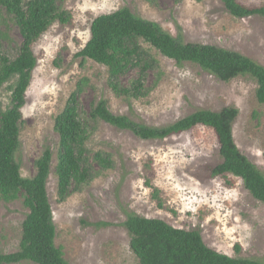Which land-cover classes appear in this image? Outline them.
<instances>
[{
    "label": "rangeland",
    "instance_id": "374dc122",
    "mask_svg": "<svg viewBox=\"0 0 264 264\" xmlns=\"http://www.w3.org/2000/svg\"><path fill=\"white\" fill-rule=\"evenodd\" d=\"M240 2L264 6V0ZM61 8L71 13V21L53 24L33 47L37 66L22 109L17 160L22 176L32 178L45 148L54 152L48 194L57 228L56 246L67 262L140 264L124 226L130 215L198 231L219 253L264 262V203L250 194L240 178L211 176V170L222 162L213 129L197 126L163 140H143L99 121L88 146L110 153L115 167L100 172L62 203L57 197L59 137L54 130L56 117L82 78L90 80L81 98L85 110L104 99L114 114L151 127L170 126L199 110L219 112L236 107L235 142L264 174V104L257 100L258 85L252 77L224 82L197 65L178 64L154 50L163 73L160 82L155 86L156 77L151 74L148 85L154 89L150 95L127 100L108 87L106 67L76 57L91 38L95 18L128 8L185 43L235 51L264 66V17L235 18L220 0H63ZM0 30L10 40L3 42L5 49L15 56L22 41L18 28L10 24ZM134 77L131 73L123 83ZM9 85L0 90L4 109L11 104ZM155 190H159L162 207L153 198ZM28 213L22 198L0 199V253L19 250Z\"/></svg>",
    "mask_w": 264,
    "mask_h": 264
},
{
    "label": "trees",
    "instance_id": "16d2710c",
    "mask_svg": "<svg viewBox=\"0 0 264 264\" xmlns=\"http://www.w3.org/2000/svg\"><path fill=\"white\" fill-rule=\"evenodd\" d=\"M62 1L0 0V26L8 28L12 24L22 38L16 55L11 57L3 44L10 40L6 31L0 30V90L6 84H10L11 90L8 108L4 109L0 100V199L13 202L22 198L29 211L22 226L19 250L0 253V264H69L63 250L56 246L57 228L48 194L54 152L50 147L45 148L35 162L36 174L32 178L22 176L17 160L21 147L22 109L37 66L33 47L53 24L71 21V13L61 8ZM220 1L235 18L264 17V6H246L240 0ZM154 50L178 64L197 65L224 82L250 76L258 85L257 100L264 104V66L235 51L185 43L163 30L158 23L145 20L128 8L95 18L91 38L76 57L106 67L108 87L117 97L141 100L154 89L148 85L150 75L156 77L155 86L163 75ZM131 73L135 77L124 84L123 79ZM88 86L90 80L82 78L55 119L54 130L59 137L55 167L59 202L80 192L100 172L115 167L110 153L93 151L88 146L97 123L103 121L143 140H163L197 126L213 129L222 162L211 170V176L240 178L250 194L264 203V174L235 142L233 124L239 115L238 108L228 107L219 112L199 110L170 126L151 127L128 116L114 114L104 99L85 110L81 98ZM149 186L152 185L149 183ZM153 198L160 207L163 206L159 190H155ZM124 226L131 235L130 246L140 264H264L219 253L204 242L198 231L175 228L160 219L130 215Z\"/></svg>",
    "mask_w": 264,
    "mask_h": 264
}]
</instances>
